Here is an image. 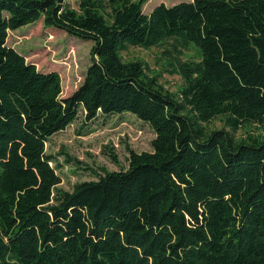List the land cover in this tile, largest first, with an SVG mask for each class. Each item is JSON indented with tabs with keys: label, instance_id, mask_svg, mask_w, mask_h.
Wrapping results in <instances>:
<instances>
[{
	"label": "trees",
	"instance_id": "16d2710c",
	"mask_svg": "<svg viewBox=\"0 0 264 264\" xmlns=\"http://www.w3.org/2000/svg\"><path fill=\"white\" fill-rule=\"evenodd\" d=\"M145 2L0 0V264H264V139L235 137L264 127V0ZM39 20L91 42L66 97L57 71L7 44ZM167 41L176 91L122 56ZM124 113L151 127V150L62 188L50 137Z\"/></svg>",
	"mask_w": 264,
	"mask_h": 264
},
{
	"label": "rangeland",
	"instance_id": "374dc122",
	"mask_svg": "<svg viewBox=\"0 0 264 264\" xmlns=\"http://www.w3.org/2000/svg\"><path fill=\"white\" fill-rule=\"evenodd\" d=\"M70 6L78 8L79 0H64ZM187 0H146L143 11L149 12L155 5H172ZM171 41L163 46L150 48L131 46L122 51L125 60L145 61L151 74L158 73L161 84L169 91H176L182 83L179 74L171 72L168 62L171 54L163 53L169 49ZM7 44L22 53L27 62L34 63L40 71H57L61 78V96L70 95L81 82L90 62L91 42L66 34L62 30L45 27L39 20L33 24L9 31ZM175 53H172L174 56ZM182 58H196V49L190 45ZM220 118L212 120L208 129L220 128ZM248 134L264 139V127L247 124L235 133L240 140ZM154 132L148 123L131 113L98 116L91 122H85L82 115L65 129L55 133L47 142V149L57 157L60 186L70 190L74 183L96 178L101 173L99 167L107 170L126 168L128 152L150 151ZM69 155L73 162L66 163ZM112 155H115L114 160Z\"/></svg>",
	"mask_w": 264,
	"mask_h": 264
}]
</instances>
